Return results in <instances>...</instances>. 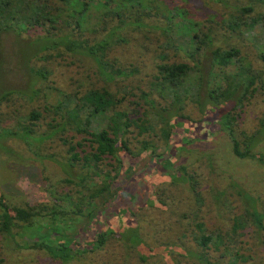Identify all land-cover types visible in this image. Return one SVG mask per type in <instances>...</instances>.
Returning a JSON list of instances; mask_svg holds the SVG:
<instances>
[{"label": "trees", "instance_id": "trees-1", "mask_svg": "<svg viewBox=\"0 0 264 264\" xmlns=\"http://www.w3.org/2000/svg\"><path fill=\"white\" fill-rule=\"evenodd\" d=\"M50 1L19 0L28 5L34 2L37 10L38 5L43 7V13L24 22L14 19L8 25L20 35L21 31L33 28L37 35L26 37L39 50L59 47L66 54L90 57L99 76L106 81L131 74L130 70L113 69L114 65L128 57L148 55L150 44L138 36L144 31L173 38L152 54L154 73L146 87L140 89L136 97L141 100L140 106L132 113L113 109L116 98L104 87L79 93L47 83L45 80L51 74L55 77L49 66H41L49 57L33 58L36 64L30 66V72L40 83L37 87L35 84L29 97H23L33 101L39 95L42 111L34 108L18 116L16 126L2 136L12 135L27 144L52 149L43 157L51 160L61 173L55 182L49 183L58 195L48 191L52 198L50 205L24 207H9L0 195V232L10 234L16 223L24 230L36 227L40 232L41 220L48 219L45 232L38 236L31 234L35 239L32 244L58 264H69L74 252L78 253V246L80 252L95 254L112 235L132 253L134 264H264V190L251 192L249 187L236 184L234 195L225 188L214 189L213 197H206L200 190L201 176L189 172L185 164L177 165L175 173L167 172L179 151L196 139L189 135L188 124L196 120L186 114V106L193 109L200 104L201 56L208 58L207 72H210L203 91L205 103L222 104L236 93L234 108L241 109L250 103L248 97L253 95L256 81L263 87L264 71L254 68L251 60L239 54V45L253 48L257 55L255 64H264V0H255L261 9L253 14V5L233 4L236 7L231 8L232 2L228 0H58L54 7ZM8 4L0 0V9ZM218 7L232 10L228 14L230 20H212L228 13V10L214 12ZM157 15L160 19L154 20ZM223 23L226 28L242 31L236 40L239 45L213 47L217 37L212 24L222 29ZM173 31L176 34L170 35ZM122 34H128L127 38H122ZM134 44L137 46L132 54L121 49ZM117 46L120 47L116 56L109 55V48ZM227 65L235 68L234 76L224 72L221 78L216 77L213 70ZM221 81L226 83L222 89ZM124 87L127 86L121 87L123 92ZM129 88L133 91L136 87ZM44 89L56 92L57 98L46 102ZM132 91L128 92L130 97ZM8 94H3L0 101ZM260 102L264 103V99ZM43 111L50 112L53 118L41 123ZM232 121L230 113H223L217 121L202 119L197 127H202V134H213L211 128L224 130L235 158L252 160L264 168V153L252 150L264 142V113H259L258 127L249 134L233 133ZM129 132L134 133V143L126 136ZM136 164L142 166L131 173ZM174 182L182 184L187 195L176 196L166 191ZM164 183L171 185L163 186ZM209 187L212 190L213 185ZM177 197L182 202L176 215L172 210ZM61 200L66 206L60 204ZM213 203L216 220L226 222L225 229H208L204 224L202 210ZM148 208L171 213L164 222L145 223L152 242L140 237L138 231L140 216ZM117 223L125 226L115 232ZM63 228L68 233H61ZM154 255L159 259L148 260ZM5 261L0 258V264H6Z\"/></svg>", "mask_w": 264, "mask_h": 264}, {"label": "rangeland", "instance_id": "rangeland-1", "mask_svg": "<svg viewBox=\"0 0 264 264\" xmlns=\"http://www.w3.org/2000/svg\"><path fill=\"white\" fill-rule=\"evenodd\" d=\"M4 1L9 4L0 9V97L3 94H9L6 99L0 101V195L9 207H24L25 205L39 206L41 204L48 206L52 201L51 194L49 195L48 191H50V193L52 191L54 195H58L55 192L53 184L49 186V183L55 182L61 174L59 170L53 166V163L50 162L51 160L43 157L44 154H50L52 149H43V146L40 148L39 145L33 143L27 144L19 137H14L12 135L2 136L3 132L7 133L8 129L16 126V119L18 116L34 108L42 111L43 102L39 95H37L33 101L23 97H29L35 84L37 87L40 83V81L36 82L34 76L30 72V66L36 64L33 58L37 55L49 57L48 62L43 61L41 63L42 67L46 68L49 66V70L55 72V77L52 74L49 78L47 77L48 79L45 80L47 83L53 86H59L60 89H65L66 92L79 91V93L89 88L96 89L104 87L113 98H116V105L112 107L113 109L117 107L119 111L132 113L140 106L138 103L141 102V100L136 99L138 93L142 91L140 89L146 87L145 85L148 84L154 73L152 72V54L155 55L159 50V46L173 37L165 38L156 31H144L143 34L138 36L140 38L144 37L150 44L149 49L146 50L148 55L144 56L140 54L136 59L128 57V59H124L118 65H114L113 69L130 70L131 74L129 76H115L112 80L106 81L103 77L99 76L95 62L92 61L90 57H84L83 54L78 53L66 54L59 47L55 49L39 50L37 48L38 45L33 44L29 39L31 36L37 35L33 31V28L21 31L20 35V33H16L11 29V26L8 25L11 22H15L13 21L14 19H20L24 22V20H30L34 15L39 17V15L43 13V7L38 5L39 8L37 10V4L34 2L28 5L19 2V0ZM228 1L232 2V5H230L231 8L236 7L233 4L241 6L248 4L253 5L251 14H253V12L255 13V10L258 11L261 9L259 6L260 3L255 0ZM57 2L58 0L50 1L53 7L56 6ZM227 10L228 13H223L220 17H214L212 20L223 21L228 18L229 11L230 13L232 12V10H229L227 7H218L214 12H225ZM246 16H248V14ZM240 17L245 16L240 15ZM153 19L158 20L160 17L158 15L153 16ZM228 20L230 19L228 18L227 21ZM175 21L176 19L172 20V23ZM26 25L25 23V27ZM222 26L224 28L219 29L212 24L213 32L217 37L213 47L230 48L239 45L236 44V40L240 37V32L242 31L226 28L224 23ZM219 32H223V35L217 36ZM174 34L176 33L173 31L170 35ZM27 35H29V38L26 37ZM127 35L128 34H122L121 37L126 39ZM133 42L138 41L134 40ZM136 46L137 44L129 48L124 46L121 49L132 54ZM239 46V54L244 56L247 60H251V65L254 68L264 71V64L262 66H257L255 64L254 57H257L255 50L253 48L248 49V46L245 48L243 45ZM119 47L120 46L109 48L111 50L109 51V55L112 54L116 56V49H119ZM200 60V71L202 74L201 87L203 86L202 89L199 90L200 104H196L193 109H191V106H186V114L189 115L192 120H196V123L188 124L191 133L189 135L196 139L194 142L187 144L183 151H179L180 154L175 158L170 170L167 168V172L169 174L175 173L177 165L185 164L189 172L194 173L196 176H201L202 180L199 184L200 190L203 191V195L206 197H210V195L213 197L215 190L223 191L225 188L228 189H225L227 192L234 195L236 184L249 187L251 192H256L258 189L264 190V168L257 165L252 160L235 158L230 151L229 138L224 130L211 128V131L214 132L213 134L207 132L202 134V127H197L198 122L202 119L217 121L221 114L230 113L233 116L231 124L233 133L238 135H241L242 132L249 134V132L255 130V128L258 127L257 117L259 113H264V103L260 102L264 99V77L261 79L263 87H260L259 81H256L255 91L253 95L248 97L250 103H245L241 109L239 107L234 108V96L236 93L228 97V100L222 104L214 105L210 102L205 103L203 100V91L210 76V72H207L209 61L208 58L204 56H201ZM234 69L235 68L231 65H227L225 68H215L213 72L218 78H221L224 72H227V75L231 77L234 76ZM190 77L192 80L191 75ZM122 86H127V88L124 87V90L126 88L124 92L121 88ZM131 86H135L136 88L132 91L129 88ZM225 86L226 83L221 81L220 89ZM129 91H132L131 97L128 93ZM44 95L46 102H52L57 98V93L53 90L44 89ZM113 109H110V113H112ZM188 110H191V114H188ZM40 116L41 123L44 121L48 122L52 114L48 111H43ZM133 134L134 133L130 132L126 134L131 143L135 141L133 139ZM252 150H258L264 153V142L257 144ZM41 155L42 157H40ZM141 166L140 164H136L135 169H133L131 173ZM47 177L50 179L49 181L45 180ZM168 181L167 179L166 182ZM209 184L213 185L212 190ZM170 185L171 184L167 183L163 184V186ZM166 191H170V193L176 196L181 194L187 195L183 185L177 182H174ZM166 194L169 193L166 192ZM179 202H182L181 197H177L173 200L174 206L172 211L176 215L178 214ZM60 204L66 206L63 200H61ZM210 205L209 207H204L202 210L204 224L208 229H225L226 222H223L220 218L218 221L216 220L215 213L217 211L215 204L213 203ZM170 215L171 213L167 210L160 212L157 209L148 208L141 214L139 219V226L141 227L138 228L139 236L142 238L145 236L148 242H152V235L149 232L148 225L145 223L148 222V224H153L149 222L151 220L164 222ZM72 217L74 219L78 218L77 215H72ZM78 219H80V217ZM41 223L43 227L40 232L37 231L36 227L35 229L32 228L30 230L25 228L26 230H24L20 224L17 223L15 226H11L10 234L6 233L4 235L0 232V258L6 260V264H58L49 259V256L45 254L44 250L38 249L32 244L35 239L31 236L34 234L38 236L45 232L48 219L43 218ZM171 223L172 219L169 225H171ZM121 225L125 226L120 223L114 226V229L117 230L115 232L119 231L122 227ZM62 232L68 233L67 228H63L61 230V233ZM80 250L81 247L78 246V253L74 252L69 264H118V262L134 264V261H136L132 253L122 245L121 240L115 235H112L107 240L104 247L102 249L100 248L95 254L80 252ZM133 252L136 253L135 251ZM76 258H78V261H75ZM158 259L157 255L148 258V260L151 261H156Z\"/></svg>", "mask_w": 264, "mask_h": 264}]
</instances>
